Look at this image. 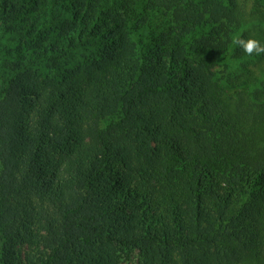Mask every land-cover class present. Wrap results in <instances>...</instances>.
<instances>
[{
	"label": "trees",
	"instance_id": "16d2710c",
	"mask_svg": "<svg viewBox=\"0 0 264 264\" xmlns=\"http://www.w3.org/2000/svg\"><path fill=\"white\" fill-rule=\"evenodd\" d=\"M235 35L264 44V0H0V264H264Z\"/></svg>",
	"mask_w": 264,
	"mask_h": 264
},
{
	"label": "clouds",
	"instance_id": "9594fccd",
	"mask_svg": "<svg viewBox=\"0 0 264 264\" xmlns=\"http://www.w3.org/2000/svg\"><path fill=\"white\" fill-rule=\"evenodd\" d=\"M232 45L244 51L248 56L264 55V44L255 38H244L240 35H235L231 41Z\"/></svg>",
	"mask_w": 264,
	"mask_h": 264
},
{
	"label": "rangeland",
	"instance_id": "374dc122",
	"mask_svg": "<svg viewBox=\"0 0 264 264\" xmlns=\"http://www.w3.org/2000/svg\"><path fill=\"white\" fill-rule=\"evenodd\" d=\"M248 2H246V3H248ZM247 5H248V9H250L252 7L251 3H248ZM228 66L229 67H227L226 69H229V71L225 70L224 67H218V68H216V71H218L219 73L226 72L225 74H230V73L237 71L236 62H231V63H229ZM122 264H138V254L137 253L133 254L130 258H128L127 260H124L122 262Z\"/></svg>",
	"mask_w": 264,
	"mask_h": 264
}]
</instances>
